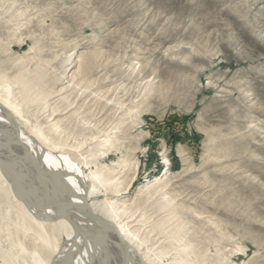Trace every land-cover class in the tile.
<instances>
[{"label":"rangeland","instance_id":"374dc122","mask_svg":"<svg viewBox=\"0 0 264 264\" xmlns=\"http://www.w3.org/2000/svg\"><path fill=\"white\" fill-rule=\"evenodd\" d=\"M0 74L145 264H264V0H0Z\"/></svg>","mask_w":264,"mask_h":264},{"label":"bare ground","instance_id":"6f19581e","mask_svg":"<svg viewBox=\"0 0 264 264\" xmlns=\"http://www.w3.org/2000/svg\"><path fill=\"white\" fill-rule=\"evenodd\" d=\"M19 84L0 74V264H145L126 204L101 213L100 172L31 122Z\"/></svg>","mask_w":264,"mask_h":264}]
</instances>
